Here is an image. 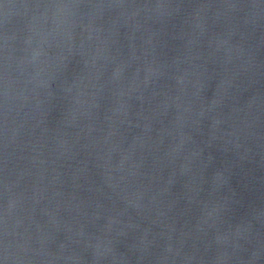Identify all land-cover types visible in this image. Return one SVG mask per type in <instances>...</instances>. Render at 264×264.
Here are the masks:
<instances>
[{
  "label": "water",
  "instance_id": "1",
  "mask_svg": "<svg viewBox=\"0 0 264 264\" xmlns=\"http://www.w3.org/2000/svg\"><path fill=\"white\" fill-rule=\"evenodd\" d=\"M0 264H264V0H0Z\"/></svg>",
  "mask_w": 264,
  "mask_h": 264
}]
</instances>
